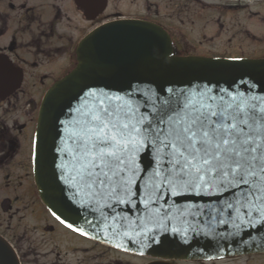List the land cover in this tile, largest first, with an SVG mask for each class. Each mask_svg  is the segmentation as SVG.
I'll list each match as a JSON object with an SVG mask.
<instances>
[{
  "label": "water",
  "instance_id": "95a60500",
  "mask_svg": "<svg viewBox=\"0 0 264 264\" xmlns=\"http://www.w3.org/2000/svg\"><path fill=\"white\" fill-rule=\"evenodd\" d=\"M182 92L193 102L201 101L205 93L217 98L222 94L225 100L264 108V57L178 56L165 30L134 20L107 23L89 33L76 48L74 67L49 88L39 106L32 161L42 202L83 236L151 258L211 260L264 252V202L254 200L248 215L246 209H227L238 190L218 188V181L200 195L171 196L164 186L160 193L155 191L160 177L137 164L131 188L138 199L125 204L79 188L74 197L67 186L71 158L61 149L80 115L77 109L87 111L103 101L152 119L168 104L175 106L177 98L183 100ZM0 264H19L2 237Z\"/></svg>",
  "mask_w": 264,
  "mask_h": 264
},
{
  "label": "flooded vegetation",
  "instance_id": "af4514ba",
  "mask_svg": "<svg viewBox=\"0 0 264 264\" xmlns=\"http://www.w3.org/2000/svg\"><path fill=\"white\" fill-rule=\"evenodd\" d=\"M188 2L197 7L195 17L206 20L195 47L178 29L183 15L191 16L184 0H0V237L19 264H264V252L170 261L107 246L57 220L35 184L32 153L41 99L74 67L78 44L96 28L120 20L146 22L167 32L178 56L264 57V0ZM233 10L244 13L247 48L241 53L228 38L223 50L211 54L208 44L223 30L217 14ZM207 24L215 36L206 37ZM196 47L205 52H191Z\"/></svg>",
  "mask_w": 264,
  "mask_h": 264
},
{
  "label": "snow or ice",
  "instance_id": "6c2138e0",
  "mask_svg": "<svg viewBox=\"0 0 264 264\" xmlns=\"http://www.w3.org/2000/svg\"><path fill=\"white\" fill-rule=\"evenodd\" d=\"M181 96L183 100L177 98L175 106L168 104L152 119L103 101L87 111L77 109L80 115L70 125L72 131L61 149L71 158L67 186L73 196L79 195L75 190L79 188L115 198V204L130 203L133 197L138 199L131 177L139 164L160 177L161 185L155 186L158 193L164 186L171 196L200 195L218 181V188L238 190L226 203L227 209H246L248 215L254 200L264 202V108L225 100L222 94L217 98L205 93L199 102L183 92ZM34 150L38 155V141ZM64 171L61 166L62 175Z\"/></svg>",
  "mask_w": 264,
  "mask_h": 264
},
{
  "label": "rangeland",
  "instance_id": "374dc122",
  "mask_svg": "<svg viewBox=\"0 0 264 264\" xmlns=\"http://www.w3.org/2000/svg\"><path fill=\"white\" fill-rule=\"evenodd\" d=\"M212 1V0H211ZM218 3L222 2L223 0H216ZM184 2L191 8V16L188 14L183 15V25L178 27V29L181 31V35L184 36V39L186 42L191 44V47H195V45L201 40V32L203 30V26L206 25V20L201 19L198 20L195 17V9L197 7L188 2V0H184ZM252 10H256V7H252ZM244 13L243 11H230L223 14H217V17L219 19V25H222V32L220 34V37L217 40H214L212 43L208 44L209 50H211V54H216L217 52L223 50L224 46H222V43L227 41L228 38L232 39V46L240 47L241 53L244 52V49L247 48V42H244V38L241 34V31L245 24L244 19ZM176 24L179 25L180 23L177 22ZM209 24L206 26V33L207 36H215V27L211 26L208 27ZM256 26V25H255ZM251 32L257 33L256 30L251 28ZM192 44L194 46H192ZM197 46V45H196ZM205 46V45H203ZM205 52V50H201V47L191 48V52L193 53H200ZM244 54V53H243Z\"/></svg>",
  "mask_w": 264,
  "mask_h": 264
}]
</instances>
